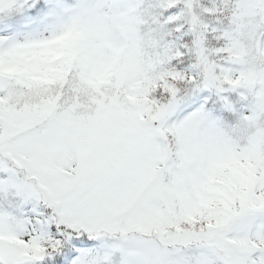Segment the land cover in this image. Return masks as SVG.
<instances>
[{"label": "snow or ice", "instance_id": "1", "mask_svg": "<svg viewBox=\"0 0 264 264\" xmlns=\"http://www.w3.org/2000/svg\"><path fill=\"white\" fill-rule=\"evenodd\" d=\"M0 264H264V0H0Z\"/></svg>", "mask_w": 264, "mask_h": 264}]
</instances>
